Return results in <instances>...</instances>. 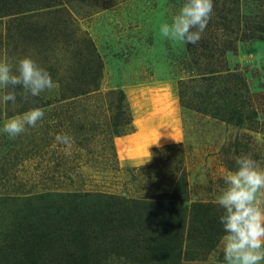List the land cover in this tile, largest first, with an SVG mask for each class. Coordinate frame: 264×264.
I'll list each match as a JSON object with an SVG mask.
<instances>
[{"label":"rangeland","instance_id":"obj_1","mask_svg":"<svg viewBox=\"0 0 264 264\" xmlns=\"http://www.w3.org/2000/svg\"><path fill=\"white\" fill-rule=\"evenodd\" d=\"M184 2L0 0V60L31 55L57 85L38 96L36 127L15 139L0 132V264H226L223 176L242 155L264 167V0H213L202 39L187 45L159 31ZM85 59L93 72L81 85ZM75 83L88 92L61 98ZM118 89L131 122L110 138L104 97ZM35 98L0 101V129ZM60 133L74 138L71 155ZM181 178L184 204L208 209L176 256L150 245L168 212L134 199ZM85 191L98 195H71Z\"/></svg>","mask_w":264,"mask_h":264},{"label":"clouds","instance_id":"obj_2","mask_svg":"<svg viewBox=\"0 0 264 264\" xmlns=\"http://www.w3.org/2000/svg\"><path fill=\"white\" fill-rule=\"evenodd\" d=\"M213 9V0H185L170 22L160 24L159 31L167 40L197 44L211 20ZM56 86L50 72L31 55L20 58L16 65L0 60V87L6 90L0 101L4 103L16 104L18 95L27 102L30 97ZM44 114L40 107L31 108L8 119L0 132L15 139L28 128L36 127ZM54 139L65 146V155H71L74 143L71 135L60 133ZM236 165L235 170L223 176L226 187L216 198L223 209L219 221L224 231L221 239L224 260L226 264H260L264 260V167L249 155L237 157Z\"/></svg>","mask_w":264,"mask_h":264},{"label":"trees","instance_id":"obj_3","mask_svg":"<svg viewBox=\"0 0 264 264\" xmlns=\"http://www.w3.org/2000/svg\"><path fill=\"white\" fill-rule=\"evenodd\" d=\"M76 63L79 66L78 61ZM90 70V71H89ZM80 75L78 78H80L79 84L82 85V83L88 84V76H91V60L85 59L84 65L81 66L79 69ZM99 75V73H98ZM97 75V76H98ZM87 77V79H86ZM60 80V79H59ZM58 80V81H59ZM95 81V78H94ZM194 82V79H187L185 81L180 82V89H181V97L188 96V89L192 88L191 83ZM75 87L77 89H71L69 92H61V98H65L67 96H75V95H83L88 91H83L78 88L77 83H75ZM190 94V92H189ZM124 92L120 89L118 90H110L109 93L105 94V97L107 99L108 105H110V111H112L111 117H110V123L108 124V130H105V136L112 137L113 135L120 134L124 131V127H127L129 123L131 122L130 117L127 113V107L126 103L124 101ZM36 103L33 107H40L41 100L38 96H36ZM185 101V100H184ZM182 99V103L184 102ZM187 101V100H186ZM186 102H184L185 104ZM210 103V101H208ZM188 105H191L190 103H186ZM215 113V111L213 112ZM232 119V118H230ZM236 119L237 123H241L239 118ZM188 188H187V182L181 178L180 181H177L175 184H173L168 189H163L158 194L146 196L144 199L136 198L134 200H137L136 202L138 204H148L152 207H155L156 209H162L163 211H167V215H164V221L161 217L157 222L156 227V234L154 238L150 241V245L154 246L156 248H160L164 254H167L169 251L176 252L179 254L181 247L183 246L185 240L191 239L192 234H190V230L197 229L196 223H199V219L196 218L197 211L201 210L200 212H204V208L207 210L208 207H201L198 203H189L184 204V201L186 200V197H188ZM71 195H74L75 198H85L90 196H96L97 193L94 194L91 191H85L84 194L72 193ZM110 197H116L115 195L111 194L109 197L107 196V200H109ZM130 198H121V201H124L126 203H130L134 206V200ZM139 201V202H138ZM201 207L202 209H198V207ZM123 209V208H122ZM202 215V214H201ZM188 221V222H187ZM177 224V225H175ZM202 225V223H199ZM187 226V227H186ZM210 226V225H209ZM208 226V227H209ZM211 229L208 230V241L211 242L214 239V236L211 235ZM106 235V233H105Z\"/></svg>","mask_w":264,"mask_h":264}]
</instances>
